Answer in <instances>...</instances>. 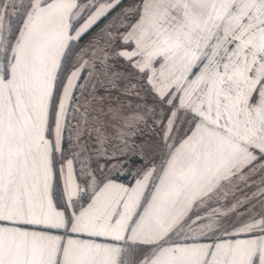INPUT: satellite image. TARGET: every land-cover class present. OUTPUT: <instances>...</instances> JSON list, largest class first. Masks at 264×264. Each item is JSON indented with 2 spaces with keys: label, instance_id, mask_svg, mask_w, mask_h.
Listing matches in <instances>:
<instances>
[{
  "label": "snow or ice",
  "instance_id": "1",
  "mask_svg": "<svg viewBox=\"0 0 264 264\" xmlns=\"http://www.w3.org/2000/svg\"><path fill=\"white\" fill-rule=\"evenodd\" d=\"M0 264H264V0H0Z\"/></svg>",
  "mask_w": 264,
  "mask_h": 264
}]
</instances>
